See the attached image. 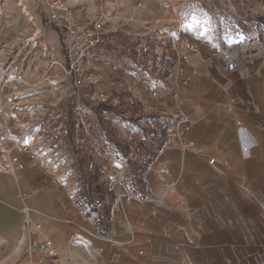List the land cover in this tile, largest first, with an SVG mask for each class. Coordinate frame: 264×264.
<instances>
[{"label":"rangeland","instance_id":"obj_1","mask_svg":"<svg viewBox=\"0 0 264 264\" xmlns=\"http://www.w3.org/2000/svg\"><path fill=\"white\" fill-rule=\"evenodd\" d=\"M59 1L69 6L86 0ZM138 1L140 7L135 6ZM50 2L0 0V104L5 94L17 95L29 127L26 144L47 157V167L21 156L27 167L52 179L83 212L89 208L84 192L95 173L103 187L121 177L132 196L121 197L117 209L109 212L105 235L95 228L92 242L86 243L90 253L85 251V263L86 249L73 238L58 234L55 241L46 238L49 248L42 253L33 245L45 236L39 212L46 211L37 197L26 201L36 188V195L42 196L49 187L45 190L38 181L26 190H13L3 202L7 212L20 213L21 244L0 239V264H264V105L249 103L253 100L249 89L254 95L264 92V81L242 84V73L227 72L222 60L224 44L253 41V61L257 57L264 61V0H119L124 14L136 15L164 35L178 29L191 46L184 68V75L190 76V80L185 76L188 85L179 83L172 89L187 120L172 116L171 89H164L163 113L151 110L146 120H132L129 126L137 131L133 141L143 146L139 152L132 151L133 141L122 137L121 127L99 120L98 131L125 164L106 160V168L95 170L89 182L82 167L88 151L75 154L71 138L60 146L41 131L48 116L70 117V105L61 98L64 84L50 86L61 73L62 57L59 37L44 19ZM177 127L183 130L181 137L159 152ZM0 173L5 179L27 176L25 169L13 175ZM19 191L26 193L24 200L17 197ZM92 199L100 212L113 202L111 196L99 199L96 193ZM152 203L163 206L162 212H149ZM25 205L32 229L40 224L38 237L24 224Z\"/></svg>","mask_w":264,"mask_h":264},{"label":"built area","instance_id":"obj_2","mask_svg":"<svg viewBox=\"0 0 264 264\" xmlns=\"http://www.w3.org/2000/svg\"><path fill=\"white\" fill-rule=\"evenodd\" d=\"M141 5L138 1L135 6ZM44 19L59 37L62 56L61 73L50 81V86L57 88L64 84L61 98L70 105V117L61 113L48 116L41 124V131L60 146L69 143L71 138L75 154L88 151L89 156L82 167L84 180L89 182L95 170L102 172L106 168V160L114 159L125 164V159L116 156L117 148L98 131L99 120L118 125L122 137L133 141L137 131L129 127L132 120L143 122L151 110L156 114L163 113L164 89H171L172 116L183 115L179 96L172 89L179 83H187L184 68L191 57V46L182 39L178 29L164 35L136 15L124 14L119 0H86L69 6L52 0ZM253 43L245 41L223 45L222 60L227 72H241L253 62L256 53ZM0 117V172L12 175L22 172L26 166L21 158L24 155L30 160H38L46 168L47 157L26 144L29 127L23 122L24 109L15 93L4 95ZM182 118L187 120L184 115ZM240 130L245 133L243 128ZM182 133L179 127L171 131V138L167 136L159 152L171 143V139L172 142L179 139ZM139 136L143 137V134L139 133ZM182 146L187 147L186 144ZM141 150L143 146L133 141L132 151ZM61 153H64V158L73 160L68 153ZM99 156L103 160H99ZM213 162L214 159L209 161L210 164ZM104 188L114 196L110 214L117 209L121 197L132 196L121 177L107 182ZM16 195L21 199L27 196L20 192ZM96 206L99 207L100 203L96 202ZM22 214L24 224L38 237L40 224L35 225L36 230L32 229L28 206L22 208ZM33 245L41 253L49 248L44 239Z\"/></svg>","mask_w":264,"mask_h":264},{"label":"crops","instance_id":"obj_3","mask_svg":"<svg viewBox=\"0 0 264 264\" xmlns=\"http://www.w3.org/2000/svg\"><path fill=\"white\" fill-rule=\"evenodd\" d=\"M51 35L54 39L57 38L55 33L52 32ZM241 73L242 75L239 77V79L241 80L242 84L246 82H249L251 84L255 82L259 84L262 83L264 81V61L260 57L255 58L252 64H248L245 70L243 72H239L238 74ZM185 76H187L188 80H190L189 75L185 73ZM183 85L187 86L188 84L186 83ZM249 90V94L253 98V100L249 101V103L264 105V92H258L254 95L253 88ZM256 98L258 100H254ZM21 158L26 162L24 157ZM32 169L33 168L31 166L25 168L27 176L23 178H20L19 176H7V178L5 179L1 177V175L3 174L0 173V183H3L1 180L7 182L5 183V185L4 183L0 185V239L9 241L11 242V244H17L20 243L19 239L21 237L20 213L7 212L6 204L3 202V199L15 189L26 190L30 188V186H32L34 183L40 181L45 184V190L47 187H49V191H44L42 196L40 194V196L36 195L38 193L36 192L35 195H33L32 198L26 202L30 203L31 200L33 201V199L37 197L36 201H41L43 208L46 211L39 212L41 213L43 218L42 233L45 234V236L43 235L42 239L46 240V238H49L55 241L54 239H56L57 234L60 236V238H65L67 240L73 238L75 241L80 242L86 249L84 251L82 250V256L85 263H87L86 257L88 256V254H86L85 251L89 252L90 250L86 243L92 242L91 238L93 237V231H95L96 226L93 222H89L86 219L79 204L73 205V203L55 187V183L52 181V179L44 174H37ZM23 179L26 181H24ZM152 207L153 210H151ZM158 207H161L160 211H158ZM162 209L163 206H158L157 203H155L153 204V206H150L149 212H162ZM141 211L147 212L146 208L145 210L142 208ZM124 212H126V210H124ZM20 244H18V246ZM93 245H98V242H93ZM99 263H101V261Z\"/></svg>","mask_w":264,"mask_h":264},{"label":"trees","instance_id":"obj_4","mask_svg":"<svg viewBox=\"0 0 264 264\" xmlns=\"http://www.w3.org/2000/svg\"><path fill=\"white\" fill-rule=\"evenodd\" d=\"M262 23V22H261ZM264 30V29H263ZM133 192L137 193L138 189L133 188ZM96 193L99 199H102L105 195L111 196L113 199V193L108 192L102 184L99 182V174L95 173L93 176V179L91 181V184L88 185L87 190L84 192V195L86 197L87 203H89V208L84 210V216L87 219H91L100 232V234L105 235L107 230L110 228V222H109V206L110 204H107L104 208V212H100L98 208L94 206V202L92 199V195ZM90 204L92 206H90ZM84 209V207H83Z\"/></svg>","mask_w":264,"mask_h":264}]
</instances>
